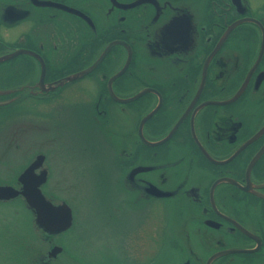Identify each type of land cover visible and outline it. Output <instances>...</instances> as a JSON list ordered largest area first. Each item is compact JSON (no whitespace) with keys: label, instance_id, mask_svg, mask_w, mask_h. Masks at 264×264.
Listing matches in <instances>:
<instances>
[{"label":"flooded vegetation","instance_id":"obj_1","mask_svg":"<svg viewBox=\"0 0 264 264\" xmlns=\"http://www.w3.org/2000/svg\"><path fill=\"white\" fill-rule=\"evenodd\" d=\"M14 31L18 40L9 41ZM0 46L1 66L16 60L12 73L0 75L15 78L0 89V108L16 103L18 114L48 118L66 99L79 97L93 104L89 115L99 132L114 131V171L123 182L119 207L146 216L139 230L155 226L148 206L154 213L177 205L186 212L180 217L181 238L189 244L185 264H264V0H23L8 6L0 0ZM72 63L76 70H69ZM62 66L66 73L56 72ZM87 79L90 96L81 92ZM141 99L137 109L130 106ZM142 109L147 112L136 129L134 114ZM125 114H132L128 123ZM161 129L159 138H150ZM137 138L142 154L134 152ZM40 151L26 152L21 173L0 185L22 190L21 175L44 155L25 177L27 192L45 172L43 194L64 202L48 189V154ZM17 199V212L51 240L44 253L32 255L33 264H57L69 252L60 239L71 228H40L23 193L0 199V209L17 214L10 205ZM164 240L161 235L158 245Z\"/></svg>","mask_w":264,"mask_h":264},{"label":"rangeland","instance_id":"obj_2","mask_svg":"<svg viewBox=\"0 0 264 264\" xmlns=\"http://www.w3.org/2000/svg\"><path fill=\"white\" fill-rule=\"evenodd\" d=\"M22 1L1 0L5 6ZM6 37L9 41L18 40L16 31ZM16 43L18 41L6 45ZM2 48L0 46V51ZM19 61L23 62L20 58ZM15 63L16 60L6 66L0 65V75L12 73L10 68ZM76 67L72 63L69 70H76ZM64 68L56 72L66 73L67 68ZM3 76H0V89L10 88L7 83L15 78ZM88 81L81 85V92L86 96H90ZM65 101L68 102L55 101L54 104H59V114H50L48 118L47 115H38L40 118L36 119L38 116L33 117L34 114H18L16 103L0 108V182L21 173L26 152L34 156L43 150L48 154V189L57 201L65 200L74 208L73 227L60 239L69 245V252L62 255L64 257L61 256L57 264H181L190 258L188 242L181 238L185 235L180 228V217L185 210L175 205L172 212L167 208L153 213L148 206L146 212L153 217L149 218L155 226L149 227L148 232L139 230L141 218L146 216H138L140 211H131L129 206L119 207L123 182L117 180L114 171L117 154L112 143L114 131L106 129L109 139L106 133L99 132L94 115H89L91 108L88 106L93 104L84 103L79 97ZM143 103L141 99L130 106L137 109ZM146 112L147 109H142L134 114V120L138 118L136 129ZM125 117L128 123L132 114H125ZM132 127L134 129V124ZM164 132L165 129L157 130L150 138L156 140ZM134 142V152L142 154V141L137 138ZM19 201L10 203L14 212L20 209ZM32 223L25 221L22 210L15 214L9 209H0V264H33L32 255L44 253L51 246V240L42 238ZM161 235L165 237L162 246L157 243ZM158 255L161 256L157 258ZM85 259L92 262L87 263Z\"/></svg>","mask_w":264,"mask_h":264},{"label":"water","instance_id":"obj_3","mask_svg":"<svg viewBox=\"0 0 264 264\" xmlns=\"http://www.w3.org/2000/svg\"><path fill=\"white\" fill-rule=\"evenodd\" d=\"M94 67H92L91 69H93ZM91 69L83 71V72H79L71 77H68L65 79V81L79 77L87 73ZM243 89L244 87L240 90V92L238 93V96L243 91ZM136 97H138V95L133 97L132 99ZM44 159H45L44 155H39L35 163H33L21 175L20 181L23 183L22 190L16 189L15 187L10 186V185H0V199L10 200L23 193L28 205L36 213V223L38 224L40 228H43L46 232H49V233L68 230L72 227L74 223L73 209L67 201L61 202L59 204H54L52 201L46 198V196L43 194L40 188V185L45 182V177H46L45 172L41 173L42 175L38 176L40 178V184L37 185V188L30 189L27 192L25 177L30 176L32 172L34 173V169L41 166ZM141 170L143 169L136 170V172H140ZM58 251H59L58 247H55V249L50 252V255H56ZM225 253L226 252H222L218 255L225 254Z\"/></svg>","mask_w":264,"mask_h":264}]
</instances>
